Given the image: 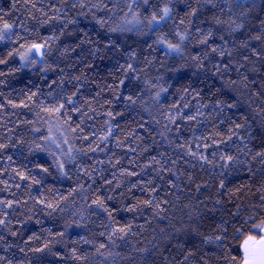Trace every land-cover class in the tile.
I'll use <instances>...</instances> for the list:
<instances>
[{
	"label": "trees",
	"instance_id": "1",
	"mask_svg": "<svg viewBox=\"0 0 264 264\" xmlns=\"http://www.w3.org/2000/svg\"><path fill=\"white\" fill-rule=\"evenodd\" d=\"M130 3L0 0V28L11 25L0 42V264H241L245 237L261 234L264 164L241 149L264 150V0H136L135 26L123 24ZM165 4L171 18L150 28ZM185 29L181 53L161 46ZM197 29L212 32L207 44ZM34 42L43 62L8 55ZM49 135L56 143L35 150ZM69 148L61 175L50 153ZM222 155L242 163L225 168Z\"/></svg>",
	"mask_w": 264,
	"mask_h": 264
},
{
	"label": "snow or ice",
	"instance_id": "2",
	"mask_svg": "<svg viewBox=\"0 0 264 264\" xmlns=\"http://www.w3.org/2000/svg\"><path fill=\"white\" fill-rule=\"evenodd\" d=\"M169 2H171V0H169ZM205 3L208 4H212L213 0H204ZM102 3V0H101ZM143 3L145 5H148L150 3V0H143ZM231 3L235 4L237 7L243 8L244 5V0H231ZM252 3H254V0H252ZM134 4L138 7L139 5L136 4V0H133V3H130L128 5V9H129V13H131L132 15V19H125L123 21L124 25H140L143 22L137 18V15L135 12H133V6ZM75 6V5H74ZM214 6V5H213ZM251 6V5H249ZM81 7H83V5H81ZM93 7H100V5H94ZM59 11V10H57ZM198 12L197 8H193L191 10V12L189 13V17H194ZM129 13H126L125 15L127 16ZM171 13H172V9L168 7L167 4H165V6L163 8H161L159 10V12L154 11L151 14V18L147 19V25L151 28L152 25H159L162 21H165L166 19H170L171 18ZM241 15H244L243 12L240 13ZM101 27H103L106 23L105 20L103 19H98L97 21ZM222 21L217 20V23H221ZM45 23H47V21H45ZM69 23H71V21H69ZM189 23H191V20H189ZM232 24H236L235 21L231 22ZM181 24H183V20L181 21ZM240 27H242V24H236V27L234 29H232L233 31L238 30ZM111 31L115 32V31H130L131 29L126 28V27H122V26H117L116 28H111ZM197 32L199 33V36L201 37L200 39V43L202 44H207L209 38L212 36V32L209 31L208 33H203L200 32L199 29H197ZM10 33H11V25L4 23L3 27L0 28V42H3L5 40H9L10 39ZM176 35L179 37V42L178 43H171V42H165V40L163 38H161L160 43L164 44L165 47L169 50V52H175V53H181L182 51V43L188 38V36L190 35L187 31V29H185L183 32H177ZM255 39L259 40L261 39L260 36L254 37ZM14 43V41H13ZM21 49H23V51L17 49L15 51H10L9 52V56L12 55H18L20 57V62H21V67H26V66H35L37 63L39 62H43L44 58L46 55H48V50L46 47V44H42V43H32L28 46H24L21 45ZM212 52H217L220 51L218 48L213 47ZM224 53L221 51V55H223ZM134 55V54H133ZM39 58V60H37L36 58ZM193 59L199 61L198 57H193ZM5 60L0 59V64L5 63ZM50 67V66H49ZM132 65L129 64L128 68L132 69ZM18 70V69H17ZM49 70L48 68H41L40 71L44 72ZM0 75H3V73H0ZM78 79V78H77ZM121 83H123V81H121ZM161 92L166 91V89L161 88L160 89ZM36 93H32L31 96L28 97L29 100L32 99L33 96H35ZM73 95H75V93H73ZM157 99L159 98V92L157 93ZM132 103H135V101L132 100L131 97L128 98ZM67 103L68 104H72L73 101L71 99V97H69L67 99ZM14 107L16 105H13ZM219 106V105H218ZM235 105L233 104H229L228 107H234ZM64 108V104H60L58 107L52 108V109H48V108H44L43 110L46 112H52V113H60L61 109ZM77 111H79V109H77ZM109 116H111V113H109ZM169 119H174V117H169ZM188 119H195V116H189ZM237 128L242 127L241 125L237 124L236 125ZM35 131H39V129H35ZM51 131V130H49ZM73 132L76 131V129H72ZM110 134V133H109ZM86 138V137H85ZM107 137H102L101 139L104 140ZM45 141V144L42 145L40 143H37L35 145V150L37 151H45L46 150V144L48 141H51L52 143H56L55 140H53L52 136L49 135L47 137L43 138ZM229 139H231V137H229ZM64 143H68L67 139L64 140ZM6 147V145L4 144H0V150H3ZM57 148H60V144H56ZM90 151H96L95 148L89 149ZM75 151H80L79 149L75 150ZM241 152L245 155V156H249L251 157L253 160L258 159L259 163L264 164V150H260V151H256L254 154L252 153V150L248 148L247 144L243 145V148L241 149ZM53 157H55L54 163L55 166L60 170V174L61 175H67V172L64 171L65 169V164L66 163H71L74 162L75 157L73 155V149L69 148L67 150V152H64L63 150H61V153L59 156L56 155V153H50ZM195 155V154H193ZM9 159H11L9 157ZM201 159L204 160V162H208L206 157H201ZM220 160L223 161V166L225 168L229 167L230 165H233L235 163H242V161L238 160L237 156L234 155H222L220 157ZM37 167H39L41 172L47 173L48 172V168L37 165ZM129 175H131V173H128ZM19 175L21 176V179H27L28 177L25 176L23 173H19ZM33 183L39 184L40 181L39 180H35L33 179ZM221 186H223V183H221ZM262 200H264V197H261ZM0 203H4L3 201H0ZM38 203H42L44 205V207L51 209L53 212L57 210L58 205L57 204H53V203H49L45 200H40L38 201ZM92 203L97 207V208H101L103 209L105 212H108L107 207L105 206V201L99 197H97L96 199H94L92 201ZM146 203H151V201H147ZM12 202H7L8 207H11ZM130 211L135 210L133 209H129ZM109 218H111V213H109ZM249 220L252 219V217H248ZM6 222L4 220H0V226L4 225ZM253 227H255L256 229H258L260 231V233H264V220H261L260 223L258 224H254ZM130 230V226L128 229L126 228H118V229H114L113 230V234L112 235H116L117 233L120 232H126ZM237 232L240 231L239 228L236 229ZM13 235H15V233H13ZM60 235L62 236L63 233H60ZM103 235V233H102ZM223 237L222 236H216L215 240L216 241H220L222 240ZM206 243L209 242H213L212 238H206L205 240ZM45 247H47V245H45ZM101 247H104V245H101ZM241 247L243 248L244 251V256H243V261L242 264H264V234H260V235H248L245 237ZM36 251H43V249H36Z\"/></svg>",
	"mask_w": 264,
	"mask_h": 264
},
{
	"label": "water",
	"instance_id": "3",
	"mask_svg": "<svg viewBox=\"0 0 264 264\" xmlns=\"http://www.w3.org/2000/svg\"><path fill=\"white\" fill-rule=\"evenodd\" d=\"M37 60H39V58L37 57L36 58ZM261 234H264V233H261ZM243 243V242H242ZM242 245V244H241ZM241 251H242V255L244 256V251H243V248L241 247ZM242 261H243V259H242ZM241 264H242V262H241Z\"/></svg>",
	"mask_w": 264,
	"mask_h": 264
},
{
	"label": "rangeland",
	"instance_id": "4",
	"mask_svg": "<svg viewBox=\"0 0 264 264\" xmlns=\"http://www.w3.org/2000/svg\"><path fill=\"white\" fill-rule=\"evenodd\" d=\"M161 46H163L164 48H166L164 44H161ZM166 49H167V48H166ZM167 50H168V49H167ZM61 136L64 138V136H63V135H61Z\"/></svg>",
	"mask_w": 264,
	"mask_h": 264
},
{
	"label": "bare ground",
	"instance_id": "5",
	"mask_svg": "<svg viewBox=\"0 0 264 264\" xmlns=\"http://www.w3.org/2000/svg\"><path fill=\"white\" fill-rule=\"evenodd\" d=\"M132 27V26H131ZM136 28V27H135Z\"/></svg>",
	"mask_w": 264,
	"mask_h": 264
}]
</instances>
